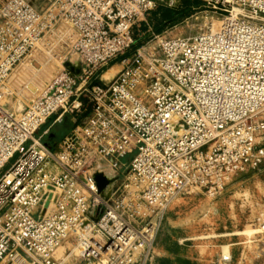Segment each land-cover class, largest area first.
I'll return each mask as SVG.
<instances>
[{
    "label": "built area",
    "instance_id": "2783aa9c",
    "mask_svg": "<svg viewBox=\"0 0 264 264\" xmlns=\"http://www.w3.org/2000/svg\"><path fill=\"white\" fill-rule=\"evenodd\" d=\"M184 1L199 2V30L136 46L137 23ZM59 23L78 72L68 66L16 116L0 107V264H70L55 257L70 239L75 264H148L173 203L214 197L264 162V0H6L0 86ZM78 113L54 144L42 141L49 127L35 136Z\"/></svg>",
    "mask_w": 264,
    "mask_h": 264
},
{
    "label": "rangeland",
    "instance_id": "374dc122",
    "mask_svg": "<svg viewBox=\"0 0 264 264\" xmlns=\"http://www.w3.org/2000/svg\"><path fill=\"white\" fill-rule=\"evenodd\" d=\"M5 1L0 0V7ZM50 1L31 0L39 9L48 8ZM194 12L192 8L183 9L182 6L172 11L173 17L167 22V32L163 36L173 37L199 30L203 22L191 17ZM149 24L155 30L150 21ZM218 26L219 20L215 17L212 27ZM67 31L68 26L59 23L53 33L14 67L0 86L3 111L18 115L53 80L67 70L77 71L73 66L76 57L62 39L61 34ZM142 40L148 41L149 38ZM68 63L72 64L71 69ZM112 72L106 79L101 77V82L112 80ZM83 115L65 114L61 121L50 125L54 119L52 116L35 136L50 126L42 141L52 145L76 125L74 117L79 121ZM129 159L130 156L123 158L126 162ZM109 190L107 187L101 195L110 196ZM75 246L73 239L66 241L56 250L55 257L60 261L66 259L70 264L83 262L78 258ZM229 256L230 260H223ZM148 264H264V162L255 170L235 175L214 197L194 192L173 203L157 232Z\"/></svg>",
    "mask_w": 264,
    "mask_h": 264
},
{
    "label": "crops",
    "instance_id": "0c3cea01",
    "mask_svg": "<svg viewBox=\"0 0 264 264\" xmlns=\"http://www.w3.org/2000/svg\"><path fill=\"white\" fill-rule=\"evenodd\" d=\"M198 1H184L181 6L183 9L186 7L191 9L192 7L198 6ZM172 11L175 10L167 9L164 7H157L154 11L150 12L146 17V22L141 21L137 23V25L133 29L134 37L136 39V46L143 45L147 41H143L142 38H150L151 35L159 34L167 31V22H169L172 16ZM187 11V10H186ZM190 11V10H188ZM149 21L155 26V30L152 29ZM122 65L118 63L113 64L108 70H106L101 77H103L106 73H110L109 71H113L112 75L115 77L117 73L121 70ZM78 72V71H77ZM76 72V73H77ZM50 127V126H49ZM41 130V129H40ZM39 131V130H38ZM42 133V132H41ZM41 133L38 136H41ZM36 136V137H38Z\"/></svg>",
    "mask_w": 264,
    "mask_h": 264
},
{
    "label": "water",
    "instance_id": "95a60500",
    "mask_svg": "<svg viewBox=\"0 0 264 264\" xmlns=\"http://www.w3.org/2000/svg\"><path fill=\"white\" fill-rule=\"evenodd\" d=\"M67 66H71V63H68ZM94 180L96 182V186L98 189V192L101 194L103 191L110 185L111 179H109L105 174L101 172H97L94 174ZM105 198L108 197V195H104Z\"/></svg>",
    "mask_w": 264,
    "mask_h": 264
},
{
    "label": "bare ground",
    "instance_id": "6f19581e",
    "mask_svg": "<svg viewBox=\"0 0 264 264\" xmlns=\"http://www.w3.org/2000/svg\"><path fill=\"white\" fill-rule=\"evenodd\" d=\"M110 72V71H109ZM104 73V72H103ZM108 76H109V73H106L103 77L106 79V78H108ZM106 172V174L107 175H111V173H112V171H110V170H107V171H105ZM108 187H110V186H108ZM102 194V193H101ZM251 232V231H250ZM3 263H5V264H7V259H4V261L2 262V264Z\"/></svg>",
    "mask_w": 264,
    "mask_h": 264
}]
</instances>
